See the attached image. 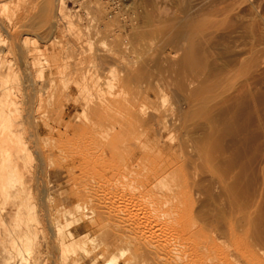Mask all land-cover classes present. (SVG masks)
<instances>
[{"label":"rangeland","instance_id":"rangeland-1","mask_svg":"<svg viewBox=\"0 0 264 264\" xmlns=\"http://www.w3.org/2000/svg\"><path fill=\"white\" fill-rule=\"evenodd\" d=\"M33 1L37 3L34 4ZM43 1L18 0L12 3L10 5L11 12L18 5L33 2L32 13H29L24 18L27 27L19 28L15 37L12 36V31L0 32V47L6 49V51L10 50L7 54V65L8 68H11L9 72L14 73L12 76L10 75V79L9 77L7 79L8 81L10 80V83L13 82V86L10 87L11 84L7 81L4 92L10 90L8 93L6 92L8 96L20 98L17 104L21 102L17 106L15 103V107L13 104L9 106L3 101L0 102V121H2V126L5 125V122L7 124V121L12 120L10 121L12 124L9 122L8 126L11 124V127H13L9 126L6 130L0 127V134L1 128L4 132L10 129L5 134L2 131L0 144L4 147L1 146V148H5L13 156V158L11 156L13 163H11L12 161L10 162L13 164L12 167L17 164L15 165L17 166L16 168L19 169V172H22L27 171L28 168L29 170L38 169L40 166V168L42 167L40 169L42 180L40 181L44 182L46 180L45 182L48 185L51 184L48 189L49 194L48 191L43 194L44 191L42 192L41 188H36L37 180L32 182V180L26 178V182H29L28 185L30 184L31 186H28L26 182H22L19 178L14 179L13 182L7 181L6 183L10 190L13 185L18 188L19 185L25 183L30 188V192L32 191L27 198L30 203L25 199L28 205L24 206L27 207L29 204L32 206H29L30 209L29 207L27 208L31 213V215L28 214L30 218L37 217L38 220L40 219V225H38L32 235L33 238L35 237L33 243L35 245L40 244V247L38 245H34V247H38L39 251H41L40 248L44 247L42 249L44 252H40L43 260L41 259L42 262L40 260L38 264H56L59 261L58 251L54 249L56 233L50 226L51 217L48 209L45 208L46 204L47 207L52 209L58 206L71 207L78 201V198L74 194L70 195L67 193L74 192L72 189H82L89 181L93 182L94 180L96 187L93 185L94 182H90L92 184L90 186L89 184L86 185L88 186L87 188L90 189L93 186V189L96 190L97 186L107 184L111 190L108 186H105L106 188L102 186L106 194L118 192L120 190L117 191V187L121 189L127 186L126 183L131 182L128 186L132 188L135 185L136 189L133 190L135 193L131 191L127 196L130 197V194H134L132 196L136 197L137 195L138 197L145 186L140 176L133 180L135 174L138 176L141 171L154 166V168L159 167L165 170L162 181H160L161 185L177 184L182 189L189 188L190 198H186V200L180 198L179 201V203H182L181 205L179 204L181 215L186 213L187 210L189 212L184 216L179 215L181 219L187 221L189 226H192L190 228L194 235L192 238L194 242L204 245V243H211L213 242L212 239H215L218 246L221 245L218 247L219 250L225 251L238 260L240 259L243 264H251L249 259H247L251 252L250 250H257L260 257L259 263L264 264V0H65L66 11L73 19L79 16L77 19H80V25L78 26L79 28H85V32H83L84 30L81 31L82 29L80 30V35H82L80 44H82L81 51L82 46L83 49L87 46L86 48L89 51L87 49L84 50L85 55L87 54L88 56H86L88 59L85 57L87 63L83 58V51V56L79 55V57H77L76 53H72L76 55L70 53L74 51V47L72 48L70 45L74 44L75 41L72 30H67L63 24H60L61 29L58 28L62 33L56 28L52 29L53 14L50 16L44 14ZM55 2L57 4V0ZM10 10L8 9L6 14ZM86 32H89V34ZM181 32L185 33L181 34ZM24 33H28L29 39L32 40L27 43L28 46L30 45L33 48L40 46L37 48L39 53L40 49L41 54L45 52L46 55L37 54L39 57L44 55L41 57L42 60H39V58L36 60L32 55H27L24 50L25 45L21 39ZM84 33H86V36H83ZM87 34L92 39L87 37ZM61 36L65 38L63 39ZM94 37L99 41H94ZM58 39L63 40H60V42L62 41L61 45L60 42L57 43ZM67 41L72 43H69L68 47H66ZM63 42L66 45L63 46ZM50 45L54 46V48L56 47V49L52 48V50ZM69 46L72 48L70 52L67 49L70 48ZM63 47L68 50L65 51L66 53L64 52L65 54L62 53L65 50ZM60 49L63 51L61 52ZM46 50L51 52L49 51L48 53ZM55 51H60L62 57L66 55L64 57L67 59L64 60V57L62 59L59 56L60 53L57 52L59 53L57 54ZM93 51L95 54H92ZM55 54L61 57L58 59L61 63L63 62L62 60L66 61L65 65H63L64 63L61 65L60 62L59 64L58 61L57 65L53 60L51 61L53 58H47L49 55H51L49 57H56ZM67 54L71 55L68 56ZM37 55L36 57H38ZM70 56L75 57L71 58ZM80 56H82L83 60ZM76 57L81 58L80 61ZM33 59L36 60V64L33 62L34 67L31 68L30 63ZM47 60L51 61V63ZM52 62L54 67L57 66L55 67L57 69H53ZM75 62H81L85 69L77 70ZM63 66L68 67L65 70ZM61 70L67 73L60 76ZM60 71L61 73H59ZM78 75L82 77L75 78ZM101 76L103 79L100 78ZM99 78L101 79L100 81ZM28 79L34 80L37 83L36 85H38L33 90V93H35L33 94L34 97L31 98V104L21 101V95L23 94V91L22 93L20 92L21 82ZM87 80H90L89 83H86ZM40 81L44 85L39 84ZM46 81L50 83L47 84ZM95 82H98V85ZM85 83L87 85L83 89ZM93 83H95V87L92 85ZM39 85H42L40 86L41 88ZM89 85H92V88L94 87L98 92L92 91ZM79 86L85 92H82V100L76 102L75 98L78 97L77 90ZM103 86L105 89L107 88V91L112 87L113 91L111 90L112 92L110 91V93H113V95H110V93L107 95L109 91L102 89ZM87 91L88 93L90 91L89 96L91 95V97H88L91 104L88 103L90 101H86L88 99L86 97ZM101 91L109 99H104ZM20 93L21 95H19ZM99 93H102L103 99ZM7 94L3 95L2 92L1 96L4 99L9 98L10 96L4 97ZM102 100L104 101L103 103L101 102ZM99 103H102L101 105L103 106L97 107ZM26 104L32 107L28 108L29 106L27 107ZM28 109L30 110L28 111ZM104 111L107 112L105 113ZM117 112L121 116L117 117ZM74 113L76 114L75 117H73ZM58 116L67 117L69 123H74L75 119L73 118H77L76 120L79 118L80 121L89 127H87L84 135L79 137L81 139L68 140L60 138L59 141L57 136L53 139L48 134L46 125L48 122L53 124L59 121ZM3 117H9V119H3ZM10 117L15 118V120ZM51 117L56 119L52 118L51 120ZM48 118H50L49 121ZM162 120L165 121L167 128ZM93 121L103 123V126L99 125L100 128L98 126L96 129V127H93V123L92 126L90 125ZM115 121L120 123L114 126L116 128L114 130H117L118 125L121 123L123 126H125V123L130 125H127L129 127L125 128V130L122 129L123 131L120 130V127L123 126H120V129H118L120 132L118 130L117 132L114 131L116 132V134L113 133L114 137L113 135L110 136L113 129H110L111 131L108 129L111 125L109 123L113 122V125H115ZM17 124L19 127L21 124L23 125L18 131L19 134L16 133ZM108 125L109 127H107ZM88 128H91V131ZM39 129L45 131L44 135L38 136L35 134ZM14 130L15 134H17L16 137H20L23 141H19L20 139L18 140L15 137ZM104 136H108L107 138L105 137L106 141L109 139L108 142L104 140ZM6 137H8V140ZM113 137L114 140H112ZM110 138L112 142H110ZM61 140L64 141L66 148L70 146L71 149H66L65 146L63 148L62 145L64 143ZM14 141L17 142L15 143ZM46 142L47 144H45ZM15 144L18 145L16 146ZM46 146L49 148H46ZM60 147L64 149L63 153H61L62 149L58 152ZM52 150L54 151L52 152ZM56 151L58 152L57 154ZM16 154L17 156H15ZM56 156L57 158L63 157L64 160L61 159L60 161V158H55ZM54 161L55 163H53ZM114 162L119 164L117 165L118 167ZM57 163L66 167L57 165ZM110 163H114L113 166L116 167V170H112L113 167L111 168L112 164ZM48 164L49 166H47ZM56 166H58L59 170ZM6 167H8L6 168L7 170H10V166ZM103 167V172L108 169L106 171L108 173L105 172L106 177L110 179L111 176L115 175L116 177L113 176V178L115 177L114 180L110 179V181L103 183L101 178L103 177L101 176ZM61 168H67V171H63ZM74 168H77L76 171L85 169L83 172L87 169L88 171H91L90 169L92 171L93 169L97 170V174L92 175L95 178H99V185L96 183L98 178L94 179L91 177L92 175L88 178V181L82 184L66 182L69 171L75 175L81 173L80 171L79 173L76 172ZM98 168H100L101 173ZM130 170L135 173L133 179L130 175L131 178H129L131 180L127 179L126 176H129ZM118 171L120 172L117 174L116 172ZM123 171H127L128 174L126 172L123 174ZM58 173L66 175V177L59 178L62 176ZM119 174L126 177L124 178V176ZM126 179L129 181L127 182ZM163 179L165 180L163 181ZM115 185L117 189L112 188ZM97 189L98 192L103 193L100 187ZM30 197L33 201L30 200ZM41 197L45 199L43 203L40 200ZM12 198L5 199L3 196L0 198L3 206L6 205L3 210V206L0 203L1 210H3V213H0V220L3 218L0 221L1 240L5 233L10 235L14 229L10 226L15 227V225H12L14 223L12 218L14 217L11 213L15 211L14 204L11 202ZM59 198H62V200ZM3 199L9 202H4ZM14 199L17 198L14 197ZM9 203L13 204L14 210L13 207H9ZM118 205H122L120 207H123V209L128 207L126 211L132 209L135 211L137 209L136 205L132 203H118ZM7 206L12 210L10 213ZM183 209L185 210L184 212ZM1 210L0 212H2ZM5 210L8 211L5 212ZM8 213L11 214L9 217L7 216ZM166 214L170 219V215ZM29 217L26 216L23 219V224L27 219H30ZM87 219L73 221V225L72 223L69 224L65 219L62 220L63 224H65V226L63 225L65 229L63 228L64 230L62 229L61 233H69L70 231L76 237L88 235L90 238L96 237L99 240L101 232H98V230L100 228L95 227ZM105 222L108 223V220H105ZM2 227L9 230L10 233L5 232ZM194 228H199L200 233H198V230L193 231L195 230ZM35 234L38 238H36ZM7 235L6 239H3L2 244H8L7 246L10 248L12 244L7 242H11L13 236H9L8 239ZM230 235L234 236L230 237ZM197 236L202 239H197ZM43 238L44 241L50 240L51 243L49 242L47 246L49 249L46 245H41ZM35 239L39 240L36 241ZM52 239L54 241H51ZM184 242L185 240L183 244L186 247L189 243L186 244ZM6 247L0 245L2 251ZM8 247L7 250L5 249L6 251H8ZM185 247L182 245L181 250L183 253ZM185 251H188L186 255L187 253L190 255L189 249ZM182 252L179 254L181 255ZM1 254L0 264L3 262V256L6 257L8 253L7 255ZM184 254L178 258V261L184 258L182 260L184 263H190L191 255L186 256ZM70 262L73 261H69V264H73ZM79 262L75 264H88L83 260ZM120 264H123V260L120 261Z\"/></svg>","mask_w":264,"mask_h":264},{"label":"bare ground","instance_id":"bare-ground-1","mask_svg":"<svg viewBox=\"0 0 264 264\" xmlns=\"http://www.w3.org/2000/svg\"><path fill=\"white\" fill-rule=\"evenodd\" d=\"M16 1H18V0H0V32L1 31H12L13 32V35L12 36H16V31L19 29V28H25V27H27V25L25 24V20H24V18L30 13H32V11L31 10H33V7H34V4L35 3H37V2H34V4H33V2H30V3H25V4H22V5H18L16 8H15V10L14 11H12L11 12V10H10V5L12 4V3H15ZM56 0H44L43 2H44V14L46 15V16H50L51 14H53V22H51L52 23V29H54V28H56L57 30H58V28H60V24H63L64 25V27L67 29V30H72L73 31V33H74V36H75V41H74V44H72L71 43V41L70 42H68L67 41V46L66 47H68V44L69 43H71L72 45H70V46H72V48L74 49V51H72V48L70 47V48H67V49H69V51L68 50H66V47H63V48H65V50L63 51V50H61V52L62 53H64L65 51H68V52H70V49H71V51L72 52H70L71 54L72 53H76L77 54V57H79V55H82L85 51L84 50H86L87 48V46H85V49H83V46H82V51H83V53H82V51H81V45L82 44H80V40H81V36L82 35H80V30L81 31H83L84 29L83 28H79V26L78 25H80V19H73L70 15H69V13L66 11V5H65V0H57V4H55L56 2H55ZM10 10L9 11V13H7L6 14V12H7V10ZM34 9H36V8H34ZM75 18V17H74ZM88 19H91V18H88ZM82 25V24H81ZM92 26V25H91ZM85 27V26H84ZM62 28V27H61ZM60 28V29H61ZM92 28V27H91ZM90 28V29H91ZM94 28V27H93ZM50 29V28H49ZM95 29V28H94ZM56 30V31H57ZM50 31V30H49ZM55 31V32H56ZM58 31H60V30H58ZM88 31V30H87ZM98 31V30H97ZM182 31H183V29H182ZM54 32V31H53ZM61 33H62V31H60ZM83 32H85V30L83 31ZM82 32V33H83ZM101 32V31H100ZM86 33H88L89 34V32H86ZM86 33H84L83 34V36H86L85 34ZM182 33H185V32H181V34ZM53 34V33H52ZM87 34V35H88ZM94 34H95V32H94ZM49 35H51V34H49ZM57 35V34H56ZM92 35H93V33H92ZM96 35V34H95ZM58 36V35H57ZM63 36H64V34H63ZM69 37V36H68ZM87 37H89V35L87 36ZM97 37V36H96ZM96 37H94L95 39H94V41L95 40H98V39H96ZM30 37L28 36V33H24V36H22V42H23V44L25 45V52H27V55L29 56V55H32L33 56V58L35 57V59L37 60V58H39V60L41 59V57H43V56H38L37 54H40V55H42V54H45V52L44 53H42L41 54V49H40V53H39V50H37V48H39L38 46H37V48L35 49V48H33V47H31L30 45L28 46V44L27 43H29V41H32V40H30L29 39ZM61 38H63L62 36H61ZM65 38V37H64ZM63 38V39H64ZM89 38H91L92 39V37L90 36ZM98 38V37H97ZM57 39V38H56ZM59 40V39H58ZM60 40H62V39H60ZM60 40L57 42V43H59L60 42ZM66 40V39H65ZM67 40H69L68 38H67ZM101 40V39H100ZM63 41V40H62ZM61 41V42H62ZM82 41V40H81ZM99 41V40H98ZM61 42H60V45H61ZM65 42V41H64ZM63 42V46L64 45H66L65 43ZM102 42V41H101ZM94 43H97V42H94ZM103 43V42H102ZM34 44V43H33ZM23 45V46H24ZM53 45H55V44H53ZM59 45V44H58ZM59 45V46H60ZM51 46V45H50ZM56 46V45H55ZM58 47V46H57ZM9 48V47H8ZM56 49V47L54 48V46L52 47L51 46V49ZM60 48V47H59ZM62 48V49H63ZM89 48V47H88ZM50 49V50H51ZM52 49V50H53ZM7 50H9V49H7ZM44 50V49H43ZM42 50V51H43ZM49 50V51H50ZM10 51V50H9ZM9 51H6V49H3V48H1L0 47V102L1 101H3L4 103H7V104H9V106H10V104H13V106L15 105V103H16V106L17 105H20V103H18L17 104V101H18V99H20V98H15L14 96H8V92L10 91H6V92H4L5 91V89H6V87H5V84H6V82L8 81L7 79H8V77H9V79H10V77L14 74H12L11 72H9V71H11L10 69V67L8 68V65H7V54L9 53ZM48 50H46V52H47ZM49 51H48V53H49ZM87 51H88V49H87ZM87 51H86V53H87ZM51 52V51H50ZM56 52V51H55ZM54 52V53H55ZM57 52H59L60 53V51H57ZM56 52V53H57ZM89 52V51H88ZM59 53H57V54H59ZM62 53H60L59 54V56H61L62 57ZM66 53V52H65ZM64 53V54H65ZM52 54H53V51H52ZM51 54V55H52ZM63 54V55H64ZM71 54H69V55H71ZM76 54H72V55H76ZM91 54V53H90ZM92 54H95L94 53V51L92 52ZM36 55L38 56V57H36ZM46 55V54H45ZM48 55V54H47ZM51 55H49V56H51ZM56 55V54H55ZM68 55V54H67ZM68 55V56H69ZM47 57V58H49V59H51V58H53V59H51V61L53 60L54 61V63L55 64H57L58 65V63L60 62L61 63V61H58V59H60L61 57H58V55H56V57ZM64 56H66V55H64ZM63 56V57H64ZM67 56V57H68ZM83 56V55H82ZM82 56H80L81 58H82ZM87 54L85 55V53H84V60L86 61V59H88L87 57ZM90 56V55H89ZM95 56V55H94ZM58 57V58H57ZM63 57H62V59H63ZM71 57V56H70ZM75 57V56H74ZM74 57H71V58H74ZM76 57V58H77ZM85 57H86V59H85ZM92 57V56H91ZM46 58V57H45ZM56 59V62H55V59ZM75 58V59H76ZM81 58H77V59H79V61H80V59ZM83 58H82V60H83ZM35 59H33V61H31V63H30V67L31 68H33L34 66H33V62H35V64H36V60ZM48 59V60H49ZM67 58H65L64 57V60H66ZM91 59V58H90ZM35 60V61H34ZM42 60V59H41ZM47 60V61H48ZM64 60H62L63 62L61 63V65L63 64V65H65V62L66 61H64ZM81 60V62H83ZM51 61L49 62V63H51ZM57 61H58V63H57ZM76 61V60H75ZM78 61V60H77ZM48 62H47V64H48ZM69 62V61H68ZM81 62H78V63H74V64H76V69L77 70H82L83 68H84V66L81 64ZM91 62H93V61H91ZM91 62H89V63H91ZM121 62V61H120ZM41 63H43V62H41ZM59 63V64H60ZM84 63V62H83ZM86 63H87V61H86ZM44 64L46 65V63L44 62ZM52 64H53V62H52ZM68 65V64H67ZM93 65H95L94 63H93ZM12 66V65H11ZM48 66V65H47ZM60 66V65H59ZM59 66H58V68H59ZM51 67V66H50ZM53 67H54V64H53ZM52 67V68H53ZM55 67H57V66H55ZM53 68V69H57V68ZM67 67L68 66H66V67H64L63 66V69H67ZM13 68V67H12ZM60 68H61V66H60ZM60 68H59V70H60ZM87 68V67H86ZM65 69V70H66ZM85 69V68H84ZM50 70V69H49ZM58 70V71H59ZM14 71V70H13ZM51 71H52V69H51ZM62 71V70H61ZM61 71L59 72V73H61ZM64 71V70H63ZM62 71V73L61 74H59L60 76L63 74L64 75V73L65 72H63ZM67 73V72H66ZM65 73V74H66ZM86 73V72H85ZM54 74V73H53ZM52 74V75H53ZM69 74V73H68ZM95 74V73H94ZM11 75V76H10ZM56 75H57V71H56ZM98 75V74H97ZM97 75H94V76H97ZM101 75V74H100ZM99 75V76H100ZM65 76H67V75H65ZM81 75H78L77 77H75V78H78V77H80ZM84 76V75H83ZM98 76V77H99ZM54 77V76H53ZM59 77V76H58ZM64 77V76H63ZM82 77V76H81ZM93 77V76H92ZM104 77V76H103ZM108 77H110V76H108ZM61 78V77H60ZM96 78V77H95ZM101 79H103L102 78V76L100 77ZM99 78V81L101 80ZM56 79V78H55ZM63 79H65V78H63ZM69 79V78H68ZM86 79V78H85ZM96 79H98V78H96ZM111 79V78H110ZM113 79V78H112ZM12 80V79H11ZM10 81V80H9ZM8 81V82H9ZM50 81L52 82V80L50 79ZM89 81L90 80H87L86 81V83H89ZM113 81V80H112ZM7 82V83H8ZM12 82V81H11ZM36 82H38V81H36ZM47 82V84L48 83H50V82H48V81H46ZM46 82H44V83H46ZM92 82V81H91ZM10 83V82H9ZM85 83V85H83V89H85L86 88V84ZM96 83V82H95ZM95 83H93L92 85L94 86L95 85ZM98 83V82H97ZM96 83V84H97ZM103 83V82H102ZM11 84V85H10ZM9 85H10V87L11 86H13L12 84H13V82L12 83H10ZM37 83H35L34 82V80H23L22 82H21V88H20V92L22 93V91H23V94L21 95V93L19 94V95H21V101L22 102H26V103H30V101L32 100L31 98L32 97H34V93H33V90H34V88L36 87V86H38V85H36ZM39 84H43L42 83V81H40V83ZM100 84H101V82H100ZM44 85V84H43ZM92 85L90 86L91 87V89H92V91H94V92H98L97 91V89H94V87L92 88ZM98 85V84H97ZM102 85V84H101ZM109 85V84H108ZM7 86V85H6ZM40 86H42V85H39V87ZM48 86V85H47ZM46 86V87H47ZM106 86V85H105ZM110 86V85H109ZM8 87V86H7ZM39 87H37L38 89H40ZM9 88V87H8ZM15 88V87H14ZM98 88V87H97ZM111 89H109L108 91H107V88L105 89L104 88V86H103V88L102 89H105L108 93H107V95L110 93V91L112 90V87H110ZM36 89V88H35ZM94 89V90H93ZM101 89V90H102ZM87 90V89H86ZM96 90V91H95ZM98 90H100L99 88H98ZM105 90H102V91H105ZM78 94H77V98H75L76 99V102H80L81 100H82V92L84 91V90H81V86H79L78 87ZM91 91V90H90ZM90 91H89V93H90ZM91 91V93L92 94H94V92H92ZM101 91V92H102ZM113 91V90H112ZM111 91V92H112ZM3 92V95H5V94H7V96H4V97H9V98H3L2 96H1V93ZM85 92V91H84ZM100 92V91H99ZM5 93V94H4ZM87 93H88V91H87ZM89 93L88 94H86V97L89 99V97H91V95L89 96ZM103 93V92H102ZM102 93H99L101 96H102ZM99 94H95V95H99ZM113 95V93H110V95ZM121 94V93H120ZM83 95H85V94H83ZM103 95H104V99H109V98H107L106 97V94H104L103 93ZM18 96V95H17ZM89 96V97H88ZM14 97V98H13ZM20 97V96H19ZM98 97V96H97ZM162 97V96H161ZM84 98V97H83ZM102 99H103V96L101 97ZM86 100V101H90V99L89 100ZM112 99V98H111ZM110 99V100H111ZM83 100H85V99H83ZM105 100V101H106ZM109 100V101H110ZM2 102V103H3ZM93 102V101H92ZM102 103L104 102L103 100L101 101ZM112 102V101H111ZM115 102V101H114ZM85 103V102H84ZM88 103H90L91 104V101L90 102H88ZM87 103V104H88ZM102 103H99V104H97V105H99V106H97V107H100V105L102 104ZM31 104V103H30ZM86 104V103H85ZM115 104V103H114ZM0 105H1V103H0ZM27 105V104H26ZM105 105H107V103H105ZM8 106V105H7ZM29 106V107H28ZM103 105H101V107H102ZM112 106V105H111ZM2 107V106H1ZM15 107V106H14ZM27 107L28 108H30V107H32V106H30V105H27ZM26 107V108H27ZM7 109V108H6ZM5 109V110H6ZM102 109V108H101ZM103 109H105L104 107H103ZM2 110V109H1ZM26 110V109H25ZM30 109H28V111H29ZM8 111V110H7ZM105 113L107 112V111H104ZM109 112H111V111H109ZM8 113V112H7ZM29 113V112H28ZM2 114V113H1ZM75 114V113H74ZM101 114V113H100ZM111 114V113H110ZM117 114H118V112H117ZM8 116V115H7ZM10 116V115H9ZM24 116V115H23ZM76 116V114L73 116V117H75ZM78 116V115H77ZM118 116H121V115H117V117ZM56 117V116H55ZM59 117V116H58ZM57 117V118H58ZM6 118H8L9 119V117H6ZM6 118H4L3 117V119H6ZM11 118V117H10ZM52 118L54 119V117H51V120H52ZM168 118V117H167ZM180 118V117H179ZM1 119H2V117H1ZM11 119H14L15 120V118H11ZM22 119V118H21ZM49 119L50 118H48V121H49ZM56 119V118H55ZM54 119V120H55ZM73 119H75V121H74V123H69L68 121H67V117H65V116H62V117H59V121H57L56 123H53V124H49V122H48V124L46 125L47 126V130H48V134L50 135V136H52L53 137V139H54V137L55 136H57V137H59L58 138V140L60 139V138H62V139H76L77 140V138L78 139H81V138H79L80 136H82V135H84V132H86V130H87V127H89V126H86L82 121H80L79 120V118H78V120H76L77 118H73ZM124 119V118H123ZM148 119H150V118H148ZM14 120H13V124H14ZM26 120H28V119H26ZM36 120V119H35ZM47 120V119H46ZM50 120V121H51ZM93 120H94V118H93ZM167 120V119H166ZM10 121H12V120H10ZM10 121H7L8 123L6 124V122L4 123L5 125H3L2 126V121H0V127H3V128H5V130H6V128H9V126L11 127L12 125V123L10 122ZM17 121V120H16ZM24 121V120H23ZM163 121V123H164V126H165V121L164 120H162ZM9 122L11 123L9 126H8V124H9ZM17 122H19V121H17ZM47 122V121H46ZM168 122V121H167ZM179 122V121H178ZM20 123V122H19ZM27 123H28V121H27ZM90 123V122H89ZM89 123H88V125H89ZM92 123H93V127H96V129L98 128V126L100 125L101 127L103 126L100 122L98 123L97 121H93V122H91V126H92ZM94 123H95V126H94ZM120 122H118L117 121V123H116V121H115V125H113L114 123L112 122V123H109V124H111L112 125V128H111V125H110V127H109V125L107 126V127H109V131H111L110 129H113L112 130V133H110L111 135L110 136H112L113 135V133H115L116 134V132H117V130L118 129H120V130H122V129H124L125 130V128H127V127H129V126H127V125H130V124H127L126 125V123L124 124L125 126H123V124L121 125H118L119 127L120 126H123V127H118V129L117 130H114V126H117L116 124H119ZM124 123V122H123ZM160 123H161V121H160ZM97 124V125H96ZM168 124V123H167ZM18 125V124H17ZM22 125V124H21ZM21 125H20V127H21ZM149 125V124H148ZM159 125V124H158ZM5 126V127H4ZM23 126V125H22ZM27 126H28V124H27ZM45 126V125H44ZM46 126H45V128H46ZM100 126H99V128H100ZM18 127V129H17V131H16V133H18L19 134V129H21L20 127H19V125L17 126ZM39 127V126H38ZM92 127V128H93ZM166 127V126H165ZM164 127V128H165ZM11 128H13V127H11ZM16 128V127H15ZM26 128V127H25ZM28 128V127H27ZM37 128V127H36ZM36 128H35V130H36ZM104 128V127H103ZM106 128V127H105ZM167 128V127H166ZM107 129V128H106ZM116 129V128H115ZM161 129H162V127H161ZM1 130L3 131V129L1 128ZM8 130H10V129H8ZM7 130V131H8ZM12 130V129H11ZM22 130L23 131H25L23 128H22ZM28 130V129H27ZM88 130L89 131H91V128H88ZM100 130V129H99ZM108 130H107V133H108ZM127 130V129H126ZM2 131H1V134H2ZM7 131H3V134H5ZM114 131H116V132H114ZM123 131V130H122ZM155 131V130H154ZM9 132V131H8ZM12 133H13V131H11ZM10 132V133H11ZM22 132V131H21ZM29 132V131H28ZM44 132L45 131H43V130H41V129H39V130H37V133L35 132V134H37L38 136H40V135H44ZM118 132H120L119 130H118ZM25 133H26V131H25ZM1 134H0V136H1ZM14 134H15V130H14ZM22 134V133H21ZM101 134V133H100ZM118 134V133H117ZM7 135H9V134H7ZM16 135L17 134H15V137H16ZM26 135V134H25ZM95 135V134H94ZM102 135V134H101ZM3 136V135H2ZM20 136H22V135H20ZM31 136V135H30ZM109 136V137H110ZM114 137H115V135H113ZM118 136V135H117ZM24 137V136H23ZM44 137V136H43ZM98 137V136H97ZM97 137H96V139H97ZM108 137V136H104V140L106 139V138ZM114 137H113V139L112 140H114ZM7 138V140H8V137H6ZM14 138V137H13ZM16 138H18V136L16 137ZM34 138V137H33ZM37 138V137H36ZM45 138H46V136H45ZM99 138V137H98ZM103 138V137H102ZM0 139H1V137H0ZM11 139V138H10ZM20 139V137L18 138V140ZM39 139V138H38ZM48 139L50 140V137L48 136ZM5 140V139H4ZM13 140V139H12ZM14 140H16V139H14ZM42 140H43V138H42ZM46 140V139H45ZM49 140H47V141H49ZM57 140V141H58ZM99 140V139H98ZM107 140V139H106ZM105 140V141H106ZM112 140H111V138H110V142H112ZM19 141H23V140H19ZM44 141V140H43ZM51 141H52V139H51ZM60 141V140H59ZM61 141H63V140H61ZM108 141H109V139H108ZM108 141H106V142H108ZM3 142V141H2ZM9 142H10V140H9ZM15 142V141H14ZM17 142V141H16ZM15 142V143H16ZM67 142V141H66ZM104 142V141H103ZM109 142V143H110ZM114 142V141H113ZM5 143H6V141H5ZM11 143V142H10ZM54 143V142H53ZM53 143H51V144H53ZM57 143H59V142H57ZM61 143V142H60ZM59 143V144H60ZM62 143H64V141L62 142ZM78 143V142H77ZM96 143V142H95ZM13 144V143H12ZM44 144V143H43ZM45 144H47V142L45 143ZM58 144V145H59ZM92 144V143H91ZM105 144V143H104ZM114 144V143H113ZM139 144V143H138ZM141 144V143H140ZM16 145V144H15ZM18 145V144H17ZM16 145V146H17ZM20 145V144H19ZM40 145V144H39ZM77 145V144H76ZM93 145V144H92ZM1 144H0V148H1ZM10 146V145H9ZM63 146H65V148H66V145H65V143H64V145H62V147ZM108 146V145H107ZM114 146V145H113ZM113 146H112V148H113ZM133 146V145H132ZM145 146V145H144ZM2 147H4V146H2ZM6 147V146H5ZM21 147V146H20ZM53 147V146H52ZM111 147V146H110ZM139 147V146H138ZM180 147V146H179ZM7 148H9V147H7ZM46 148H49V147H47L46 146ZM51 148V147H50ZM64 148V147H63ZM63 148H61L60 147V149H59V151L58 152H60L61 151V149H62V152L61 153H63L64 152V149ZM104 148V147H103ZM145 148H147L146 146H145ZM26 149V148H25ZM44 149V148H43ZM56 149V148H55ZM66 149H71L70 148V146L69 147H67ZM73 149V148H72ZM139 149V148H138ZM155 149V148H154ZM18 150V149H17ZM21 150H23V148H21ZM77 150V149H76ZM156 150V149H155ZM160 150H161V148H160ZM11 151V150H10ZM43 151V150H42ZM54 150H52V152H53ZM68 151V150H67ZM78 151V150H77ZM12 152H13V148H12ZM57 151H56V154L58 153ZM143 152V151H142ZM155 152V151H154ZM188 152V151H187ZM54 154V153H53ZM56 154H54V155H56ZM65 154V153H64ZM19 155V154H18ZM23 155V154H22ZM85 155V154H84ZM84 155H82V156H84ZM11 154H10V152L7 150L6 151V149L5 148H1L0 149V198L3 196V197H5V199L7 198H11V197H13L12 198V200L14 199V197L15 198H17L18 200H19V202H18V200L17 199H14V201L15 200H17L16 202H14V201H12L11 200V202L14 204V207H15V211H13V213H11V214H13L12 216L14 217V218H12L13 220H14V223L12 224V225H15V227H12V226H10L11 228H14L13 230H12V232L10 233V231L9 230H7V229H5V228H3L2 227V229H5L4 231L6 232H9L10 233V235H7V233H5L6 235H7V238L10 236V237H12V241L10 242H7V243H10V244H12L11 245V247L9 248L7 245V243L4 241V243L5 244H7V245H4V244H2V242H3V239L6 237V235L4 234L3 235V239L1 240V238H0V242H1V246L2 247H8L9 249H8V251H6L7 250V247L4 249L5 250V252H3L1 249H0V251L2 252V254L4 255L6 252L8 253V255H7V253L5 254V255H7L6 257L5 256H3L4 258H3V262H2V260H1V264H38L39 262H40V260L42 259L43 260V258H41V251H43L42 249L44 248L43 246V248L41 249L40 248V250L41 251H39L37 248L38 247H40L38 244H36V245H38V247L37 248H35L34 247V243H33V239L35 238H33L32 237V235H33V232H34V230L38 227V225H40L39 224V220L37 219V217L36 218H30L29 217V215L28 214H30L31 215V213H30V211L27 209L29 206H30V204H29V206H27V207H25L26 205H28L26 202H25V199H26V201H27V198L30 196V194L29 193H32V191L30 192V188L28 187V186H31L30 184L28 185V183L26 182V178L27 179H30V180H32V182H33V180L34 181H38V182H36L37 183V187L36 188H41L42 189V192L44 191V193L43 194H46L47 193V191H48V189H49V185H51V184H49L48 185V183H46L45 181L44 182H41L40 180H42V176L40 175V169L42 168H40V166H39V168L37 169V168H34V169H30L29 170V168H28V170L27 171H22V172H19V169L18 168H16L17 166H15V165H17V164H15L13 167H12V165L13 164H11V163H13V161L11 160ZM15 156H17V154L15 155ZM101 156V155H100ZM105 156V155H104ZM150 156V155H149ZM130 157V156H129ZM12 158H13V156H12ZM16 158V157H15ZM19 158V157H18ZM56 159H59L60 158V161H61V159H63L64 160V158L63 157H58L57 158V156L55 157ZM106 158V157H105ZM54 159V158H53ZM68 159V158H67ZM101 159V158H100ZM26 160V159H25ZM55 160V159H54ZM12 161V162H11ZM21 161V160H20ZM23 161V160H22ZM57 161V160H56ZM11 162V163H10ZM57 162H59V161H57ZM102 162V161H101ZM117 162V161H116ZM125 163H126V161H124ZM124 162H123V164H124ZM25 163V162H24ZM51 163H52V161H51ZM53 163H55V161L53 162ZM60 163V162H59ZM69 163V162H68ZM98 163V162H97ZM115 163V162H114ZM113 163V164H114ZM118 163H122V162H118ZM190 163V162H189ZM9 164V165H8ZM50 164V163H49ZM49 164L47 165V166H49ZM62 164V163H61ZM110 164H112V163H110ZM113 164L111 165V168H112V170H114L116 167L115 166H113ZM122 164V165H123ZM26 165V164H25ZM54 165V164H53ZM56 165V164H55ZM57 165H60V164H58L57 163ZM74 165V164H73ZM103 165V164H102ZM115 165L117 166V165H119V164H116L115 163ZM122 165H121V167H122ZM125 165V164H124ZM164 165V164H163ZM6 166H10V170H7L6 168H8V167H6ZM60 166H63V167H66V166H64V165H60ZM59 166V167H60ZM90 166V165H89ZM58 166H56V168H57ZM68 167V166H67ZM118 167V166H117ZM155 167V166H154ZM148 168L147 170H145V171H141V173H139L138 174V176L135 174V173H133L131 170L129 171V176L128 175H126L127 176V179H130L131 177H130V175L132 176V179L134 178V174H135V178L133 179V180H136L137 178H139V176L142 178V181H143V183H144V189L142 188V190L143 191H141L139 194H140V196H138L137 197V195H136V197H134V196H132V195H134V194H130V197H128L127 195H129V193L131 192V191H133L134 189H136L135 188V185L134 186H132V188H130V186H128V184L130 185V183H126L125 182V179H124V182L126 183V185L127 186H124L123 188H119V187H117L116 185H115V187L113 186L112 188H116L117 189V191L118 190H120V191H118V192H111V193H109V194H106V193H104V189H102V186H108L107 184L106 185H99V183L98 182H100L99 181V178L98 177H96V178H98L97 179V181H96V183L99 185V186H97V188L98 187H100L101 188V190L103 191V193H101V192H98V189L96 188V190L95 189H93V186H92V188H90V189H88L87 187L88 186H86V185H88L89 184V186H90V184H92L93 182V185H95V180L94 179H96L92 174H97L96 173V171L97 170H94L93 169V171H92V169H90L91 171H88V169L85 171V172H83L84 170H78V171H76L77 170V168L75 169V171L76 172H78L79 173V171L81 172V173H79V174H77L76 172V174L77 175H75V174H72L69 170V172L67 173V177H66V175H62L61 173V176L62 177H59V178H63V177H66L67 178V180L66 179H64V180H66V182L67 181H70V183L71 182H73V183H75V184H82V183H84L85 181H88V178L91 176V177H93L92 179L94 180L93 182L92 181H89V183L88 184H86L85 186H86V188H85V186H84V188H80V189H77V190H75V189H72V190H74V192H72L71 191V193H67V194H74L75 196H76V198H78V201L73 205V206H71V207H62V206H58V207H55V206H53V207H55L54 209H52L51 207H47L46 205H45V208L46 209H48V211H49V213H50V226L52 227V229L55 231V233H56V241H55V243H54V249H56L57 251H58V254H59V261H57L59 264H69V261H73V262H70V263H73V264H75V263H77V262H79V261H85V263L87 262L88 264H120V261L121 260H123V264H243L241 261H240V259L238 260L237 258H234V257H232L230 254H227L225 251H221V250H219V246H221V245H219L218 246V244H217V242H216V240L215 239H212V241L213 242H211V243H208V244H206V243H204V245H201V244H197V242H194L193 240H192V238H193V232H192V230H191V228L190 227H192V226H189V224L187 223V221H185V220H183V219H181V216H184L185 214L187 215V212H189L188 210L186 211V213H184L183 215H181V213H180V209H179V204L181 205L182 203H179V201H180V198H184L185 200H186V198H190V193H188L189 192V188L188 189H182L179 185H177V184H172V185H169V186H165V185H161L162 183H160V181H162L161 179H162V176H163V174H165L164 172H165V170H163L162 168H159V167H157V168ZM167 167V166H166ZM26 168V167H25ZM48 168V167H47ZM50 168V167H49ZM93 168V167H92ZM94 168H96V167H94ZM110 168V167H109ZM111 168H110V170H111ZM53 169V168H52ZM58 169V168H57ZM62 169V168H61ZM67 169V168H66ZM66 169H62L63 171L64 170H66ZM69 169V168H68ZM71 169V168H70ZM100 168H98V171L100 172V170H99ZM104 169V167L102 168V172L104 171L103 170ZM122 169V168H121ZM120 169V170H121ZM141 169H143V168H141ZM43 170V169H42ZM59 170V169H58ZM109 170V171H110ZM116 170V169H115ZM140 170V169H139ZM144 170V169H143ZM67 171V170H66ZM106 171H108V169L106 170L105 169V172ZM128 171V170H127ZM127 171H125L126 173H127ZM52 172V171H51ZM56 172V171H55ZM59 172V171H58ZM105 172H103L102 174H101V176H103V177H101L102 178V180H103V183L104 182H106V181H110V179H112V180H114V178L116 177L115 175H113V176H115L114 178H113V176H111L110 177V179L108 178V177H106V175H105ZM120 171H118V172H116L117 174L119 173ZM124 171H123V174L125 173ZM138 172H140V171H138ZM46 173V172H45ZM47 173H48V171H47ZM53 173V172H52ZM101 173V172H100ZM106 173H108V172H106ZM9 174V175H8ZM11 174V175H10ZM55 174V173H54ZM59 174V173H58ZM59 174V175H60ZM64 174V173H63ZM66 174V173H65ZM110 174H112V173H110ZM128 174V173H127ZM172 174V173H171ZM48 175V174H47ZM57 175V174H56ZM58 175V176H59ZM108 175V174H107ZM120 176L122 175V174H119ZM122 176H124V175H122ZM126 176H124V178L126 177ZM170 176V175H169ZM130 177V178H129ZM179 177V176H178ZM16 178H19V179H21V181L22 182H26V184L28 185H25V183H22V185H19V187L18 188H16L15 187V185H13V187L11 186V190L8 188V185L6 184L7 183V181L8 182H13L14 181V179H16ZM45 178H46V176H45ZM55 179V178H54ZM126 179V181L128 182L129 180H127ZM49 180V179H48ZM89 180H91V179H89ZM122 180H123V178H122ZM131 180V179H130ZM165 179H163V181H164ZM48 182V181H47ZM53 182V181H52ZM57 182V181H56ZM90 182H92V183H90ZM115 182H116V180H115ZM115 182H114V184H115ZM54 183V182H53ZM87 183V182H86ZM111 183H113V182H111ZM117 183V182H116ZM136 183V182H135ZM164 183V182H163ZM33 184V183H32ZM57 184V183H56ZM55 184V185H56ZM60 184H61V182H60ZM63 185V184H62ZM68 185H71V184H68ZM110 185V184H109ZM34 186H36V185H34ZM81 186H83V185H81ZM118 186H119V184H118ZM70 187V186H69ZM95 187H96V185H95ZM109 187V186H108ZM122 187V186H121ZM137 187V186H136ZM8 188V189H7ZM14 188V189H13ZM33 188H35V187H33ZM54 188H55V186H54ZM59 188V187H58ZM106 188V187H105ZM127 188H128V190H127ZM65 189V188H64ZM109 189L111 190V188L109 187ZM10 192H9V191ZM15 190V191H14ZM57 190V189H56ZM60 190V189H59ZM113 190V189H112ZM14 191V192H13ZM61 191V190H60ZM63 192V191H62ZM61 192V193H62ZM106 192V191H105ZM108 192V191H107ZM134 192V191H133ZM37 193V192H36ZM56 193V192H55ZM59 193V192H58ZM61 193H59V194H61ZM65 193H66V190H65ZM135 193V192H134ZM48 194H49V191H48ZM63 194V193H62ZM73 195V196H74ZM37 196V195H36ZM60 197H61V195H59ZM64 196V195H63ZM62 196V197H63ZM187 196V197H186ZM55 197H56V195H55ZM65 197V196H64ZM66 197H67V195H66ZM31 198V197H30ZM38 198V197H37ZM53 198V197H52ZM73 198V197H72ZM36 199V198H35ZM59 199H61L62 200V198H59ZM58 199V200H59ZM64 199V198H63ZM69 199V198H68ZM183 199V200H184ZM4 200V199H3ZM29 200V199H28ZM31 201H33V199L31 198L30 199ZM41 202L43 203L44 201L43 200H45L44 199V197H41ZM71 200V199H70ZM121 200V201H120ZM184 200V201H185ZM7 201V200H6ZM5 200H4V202H6ZM60 201V200H59ZM64 201V200H63ZM66 201V200H65ZM69 201V200H68ZM183 201V202H184ZM189 201V200H188ZM187 201V202H188ZM7 202H9V201H7ZM10 202V203H11ZM27 202H29L30 203V201H27ZM35 202H37V201H35ZM34 202V203H35ZM40 202V201H39ZM48 202V201H47ZM186 202V201H185ZM0 203H1V201H0ZM9 203V204H10ZM15 203H16V205H17V208H16V205H15ZM41 203V204H42ZM63 203H65V202H63ZM62 203V204H63ZM118 203H125V204H128V203H132V204H134V205H136V210L135 211H133V209L132 210H127L126 211V209L128 208V207H126V209L124 208L123 209V207L121 208L120 206H122V205H118ZM2 205L1 206H3V203H1ZM5 204V203H4ZM13 204H10L9 205V207H13L12 205ZM69 204H70V202H69ZM7 205H8V203H7ZM25 205V206H24ZM33 206H34V204H32ZM43 205V204H42ZM41 205V206H42ZM61 205V204H60ZM70 205H72V204H70ZM6 205H4L3 207H2V209L4 210ZM51 206V205H50ZM182 206H184V205H182ZM14 207H13V210H14ZM30 207H32V206H30ZM30 207H29V209H30ZM186 207H188V206H186ZM7 208H8V206H7ZM6 208V209H7ZM39 208H41V207H39ZM38 208V209H39ZM43 208V207H42ZM189 208V207H188ZM187 208V209H188ZM193 208V207H192ZM9 209V213L12 211L11 210V208H8ZM33 209H34V207H33ZM46 209H45V211H46ZM185 209V208H184ZM183 209V212L185 211ZM0 210H1V207H0ZM3 210H1L2 212H0V213H3ZM8 211V210H7ZM6 210H5V212H7ZM36 211H37V209H36ZM41 211V210H40ZM43 211V210H42ZM7 214V216L9 217V215H11V214ZM16 213V214H15ZM36 213V212H35ZM166 213H168V215H170V219L167 217V214ZM191 213H192V211H191ZM5 214V213H4ZM47 214V213H46ZM181 216H180V215ZM2 215V214H1ZM4 216V215H3ZM11 216V217H12ZM26 216H28L30 219H32V220H28L27 219V221H25V223L23 224V219H25V217ZM37 216V215H36ZM39 216V215H38ZM47 216V215H46ZM189 217V216H188ZM1 218V217H0ZM84 218H88L87 220H90V222H92L93 223V225L96 227H98V228H100V230H98V232L100 231L101 233V237H100V239L99 240H97L96 239V237L95 238H90V237H88V235H84V236H78V237H76L74 234H73V232L71 233L70 231H69V233H61L62 232V229L64 228V226H65V224H63V221L62 220H66V221H68L69 222V224H71L73 221L75 222V221H78V220H82V219H84ZM183 218V217H182ZM190 218V217H189ZM3 219V218H2ZM1 219V220H2ZM11 219V218H10ZM169 219V220H168ZM0 220V221H1ZM105 220H108V223L107 222H105ZM46 221V220H45ZM49 221V220H48ZM17 222V223H16ZM9 223H12V222H9ZM200 224V223H199ZM0 225H1V223H0ZM64 225V226H63ZM68 225V224H67ZM72 225H73V223H72ZM193 225V224H192ZM196 225V224H195ZM194 227V226H193ZM196 227V226H195ZM234 227V226H233ZM6 228H7V226H6ZM9 228V227H8ZM232 228V227H231ZM65 229V228H64ZM63 229V230H64ZM195 229V228H194ZM196 230H198V233H200V231H199V228L198 229H195V230H193V231H196ZM201 230V229H200ZM41 231V230H40ZM54 231H53V235H54ZM205 231V230H204ZM234 231V230H233ZM232 232V231H231ZM230 232V233H231ZM237 232V231H236ZM46 233V232H45ZM88 233V232H87ZM205 233V232H204ZM1 234V233H0ZM12 234V235H11ZM14 234V235H13ZM232 234V233H231ZM45 235V234H44ZM198 235V234H197ZM220 235V234H219ZM238 235V234H237ZM35 236H36V234H35ZM231 236H234V235H230V237ZM39 237H40V235H39ZM43 237H45V236H43ZM212 237V236H211ZM238 237H239V235H238ZM36 238H38L37 236H36ZM46 238V237H45ZM6 239V238H5ZM9 239V238H8ZM40 239V238H39ZM39 239H37V240H39ZM197 239H202V238H200V236H199V238H198V236H197ZM204 239V238H203ZM238 239V238H237ZM36 240V239H35ZM36 240V241H37ZM185 240V242L184 243H189L188 245H186V247H185V245L183 244V241ZM196 240V239H195ZM8 241V240H7ZM42 241V240H41ZM51 241H54L53 239L51 240ZM188 241V242H187ZM200 241H202V240H200ZM199 241V242H200ZM221 241V240H220ZM237 241V240H236ZM49 242H50V240L49 241H44V238H43V241H42V243H41V245L42 244H44V245H46V247L48 246V244H49ZM203 242H205L204 240H203ZM202 242V243H203ZM208 242V241H207ZM221 242H223V241H221ZM38 243V242H37ZM51 243V242H50ZM53 243V242H52ZM240 244V243H239ZM248 244V243H247ZM4 245V246H3ZM35 245V246H36ZM182 245H183V247H185V249H184V253L182 252ZM240 245H242V244H240ZM10 246V245H9ZM50 246V245H49ZM248 246V245H247ZM48 248V247H47ZM47 248H45V249H47ZM241 248H243V247H241ZM44 249V250H45ZM49 249V248H48ZM52 249H53V247H52ZM187 249H189V253H190V255H191V259H190V263H184V261H182V260H184V258H181L182 260V262L181 261H178V258L181 256V255H186V252H188V251H185V250H187ZM249 249H250V247H249ZM181 250V251H180ZM237 250H239V249H237ZM55 251V250H54ZM53 251V252H54ZM251 252L249 253V255H248V258L247 259H249V261H250V263L251 264H260L259 262H260V260H259V253L257 252V250L255 251V250H250ZM1 252H0V254H1ZM44 252V251H43ZM42 252V253H43ZM51 252H52V250H51ZM180 252H182L181 253V255L179 254ZM239 252H240V250H239ZM47 253V252H46ZM228 253H230V252H228ZM1 254V255H2ZM45 254V253H44ZM51 254V253H50ZM46 255V254H45ZM44 255V256H45ZM179 255V256H178ZM190 255H188V253H187V255L186 256H190ZM238 255V254H237ZM48 256V255H47ZM55 256V255H54ZM50 257V256H49ZM183 257V256H182ZM240 257V256H239ZM45 258V257H44ZM58 258V257H57ZM0 259H1V257H0ZM46 259H48V258H46ZM46 259H45V261H46ZM42 260H41V262H42ZM50 260V259H49ZM48 260V261H49ZM180 260V259H179ZM186 260V259H185ZM47 261V262H48ZM187 261V260H186ZM247 262V261H246ZM245 262V263H246ZM56 263V262H55ZM58 263H56V264H58ZM80 263V262H79ZM248 264V263H247Z\"/></svg>","mask_w":264,"mask_h":264}]
</instances>
